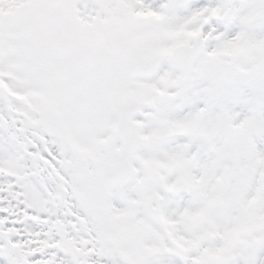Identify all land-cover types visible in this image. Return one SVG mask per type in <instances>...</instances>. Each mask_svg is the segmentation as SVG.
<instances>
[{"label":"snow or ice","instance_id":"6c2138e0","mask_svg":"<svg viewBox=\"0 0 264 264\" xmlns=\"http://www.w3.org/2000/svg\"><path fill=\"white\" fill-rule=\"evenodd\" d=\"M0 264H264V0H0Z\"/></svg>","mask_w":264,"mask_h":264}]
</instances>
